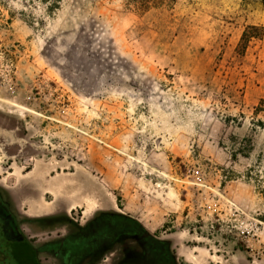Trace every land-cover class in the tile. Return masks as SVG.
Segmentation results:
<instances>
[{
	"label": "rangeland",
	"instance_id": "1",
	"mask_svg": "<svg viewBox=\"0 0 264 264\" xmlns=\"http://www.w3.org/2000/svg\"><path fill=\"white\" fill-rule=\"evenodd\" d=\"M250 25L264 0H0V195L24 232L56 235L75 207L84 225L124 217L178 264H264V38L238 54Z\"/></svg>",
	"mask_w": 264,
	"mask_h": 264
},
{
	"label": "flooded vegetation",
	"instance_id": "2",
	"mask_svg": "<svg viewBox=\"0 0 264 264\" xmlns=\"http://www.w3.org/2000/svg\"><path fill=\"white\" fill-rule=\"evenodd\" d=\"M34 182L40 190L41 182ZM31 205V213L38 218L48 216L52 208L48 207L46 211L42 207ZM69 210L74 211L75 207H69ZM86 213L89 214L87 211ZM68 217L73 223L66 222L63 230L58 231L56 235L52 232V236L48 237V264H60L61 256L67 255L69 256L65 259V264H75L79 256L75 250L78 242L85 243V255L92 254L93 251L101 256L110 254L111 264H178L176 254L168 243L150 237L142 228L129 224L124 217L116 213H104L87 225L72 215ZM64 220L65 218L60 216L48 219L45 224L54 227L56 223ZM0 264H41L34 242L27 238L17 215L1 195Z\"/></svg>",
	"mask_w": 264,
	"mask_h": 264
},
{
	"label": "crops",
	"instance_id": "3",
	"mask_svg": "<svg viewBox=\"0 0 264 264\" xmlns=\"http://www.w3.org/2000/svg\"><path fill=\"white\" fill-rule=\"evenodd\" d=\"M61 183H62V181H60V180L57 182V184L59 186ZM49 188H50V186H49ZM54 189L55 188L51 189V191H49V192L51 193L52 190H54ZM34 209L36 210V208H34ZM72 214H73V211H70V210H67L65 212V216H67V217L72 215ZM35 223L36 224L34 227V231H35V229L37 230V226L41 223V221L36 219ZM45 223L47 224L48 221H46ZM25 234L31 242H34V247L36 249H38L41 264H48V236H47V238L43 239V241H42L38 238V235H36V236L34 235L33 237H29L27 235V233H25ZM78 234L79 233L77 232L76 236ZM75 250H76V253L79 254V256H77V262L75 264H111L110 254H107L105 256H101V255H96L95 254L96 252L93 251L92 254L85 255V243L84 242H78V245L76 246ZM68 256L69 255H67L65 257L61 256V260H59V263L65 264L66 263L65 259H67Z\"/></svg>",
	"mask_w": 264,
	"mask_h": 264
},
{
	"label": "trees",
	"instance_id": "4",
	"mask_svg": "<svg viewBox=\"0 0 264 264\" xmlns=\"http://www.w3.org/2000/svg\"><path fill=\"white\" fill-rule=\"evenodd\" d=\"M167 0H126L129 7L134 8L136 11L145 12L151 6L157 5L158 3L166 2ZM264 38V27L250 25L247 26L243 32L239 47L238 54H245L248 46L252 41H259ZM31 169L28 171L30 172Z\"/></svg>",
	"mask_w": 264,
	"mask_h": 264
},
{
	"label": "built area",
	"instance_id": "5",
	"mask_svg": "<svg viewBox=\"0 0 264 264\" xmlns=\"http://www.w3.org/2000/svg\"><path fill=\"white\" fill-rule=\"evenodd\" d=\"M242 233H245V231H244V230H242ZM253 263L255 264V263H256V261H253Z\"/></svg>",
	"mask_w": 264,
	"mask_h": 264
}]
</instances>
